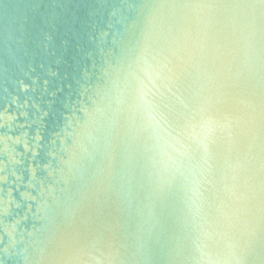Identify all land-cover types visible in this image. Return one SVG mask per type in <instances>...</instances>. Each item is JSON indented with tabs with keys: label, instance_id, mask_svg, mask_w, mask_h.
<instances>
[{
	"label": "water",
	"instance_id": "obj_1",
	"mask_svg": "<svg viewBox=\"0 0 264 264\" xmlns=\"http://www.w3.org/2000/svg\"><path fill=\"white\" fill-rule=\"evenodd\" d=\"M87 2L0 0V31L53 20L69 40L78 83L45 118L40 159L84 171L92 235L123 264H197V244L223 257L249 240L261 264L264 8L224 7L259 0H113L131 7L83 58Z\"/></svg>",
	"mask_w": 264,
	"mask_h": 264
},
{
	"label": "clouds",
	"instance_id": "obj_2",
	"mask_svg": "<svg viewBox=\"0 0 264 264\" xmlns=\"http://www.w3.org/2000/svg\"><path fill=\"white\" fill-rule=\"evenodd\" d=\"M124 6L131 7L113 0L76 5L85 10L81 26L89 47L83 58L114 29L117 10ZM224 7L264 8V0ZM68 48L69 40L61 37L53 20H45L37 31L12 25L0 31V97L5 104L0 113V264H123L92 235L91 194L84 171L72 157L60 169L40 159L45 118L78 83L77 74L65 70ZM77 65L82 72L83 62ZM42 96L49 97L43 106ZM102 102H97V110ZM196 252L197 264H250L260 259L255 240L241 249L230 246L223 257L199 244Z\"/></svg>",
	"mask_w": 264,
	"mask_h": 264
}]
</instances>
